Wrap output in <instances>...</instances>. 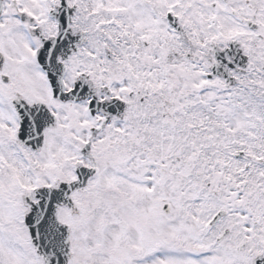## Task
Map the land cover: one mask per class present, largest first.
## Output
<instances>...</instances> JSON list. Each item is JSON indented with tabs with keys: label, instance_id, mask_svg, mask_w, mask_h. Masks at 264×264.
Returning a JSON list of instances; mask_svg holds the SVG:
<instances>
[{
	"label": "snow or ice",
	"instance_id": "6c2138e0",
	"mask_svg": "<svg viewBox=\"0 0 264 264\" xmlns=\"http://www.w3.org/2000/svg\"><path fill=\"white\" fill-rule=\"evenodd\" d=\"M0 264H264V0H0Z\"/></svg>",
	"mask_w": 264,
	"mask_h": 264
}]
</instances>
